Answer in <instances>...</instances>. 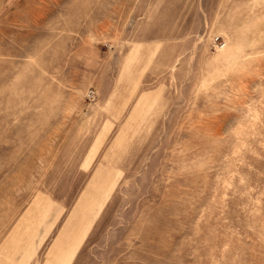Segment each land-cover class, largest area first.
Segmentation results:
<instances>
[{
    "label": "rangeland",
    "instance_id": "374dc122",
    "mask_svg": "<svg viewBox=\"0 0 264 264\" xmlns=\"http://www.w3.org/2000/svg\"><path fill=\"white\" fill-rule=\"evenodd\" d=\"M0 264H264V0H0Z\"/></svg>",
    "mask_w": 264,
    "mask_h": 264
}]
</instances>
